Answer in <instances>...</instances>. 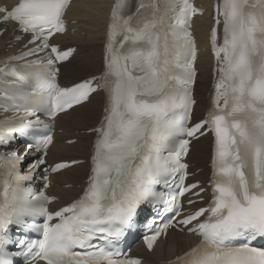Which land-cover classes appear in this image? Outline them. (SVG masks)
<instances>
[{"label": "snow or ice", "instance_id": "obj_1", "mask_svg": "<svg viewBox=\"0 0 264 264\" xmlns=\"http://www.w3.org/2000/svg\"><path fill=\"white\" fill-rule=\"evenodd\" d=\"M66 4L67 0H21L11 11L0 8V18L17 21L23 31H32L34 40H38L46 25L63 30L61 16ZM145 6L141 2L137 11ZM121 7V0H117L109 32L107 71L101 77L114 79L104 120L95 129L99 135L84 194L69 206L49 213L44 207L50 202L49 197L43 192L27 201L33 207L18 208L17 196L14 192L9 195L6 181L0 191V246L8 242L3 235L7 225L21 223L23 216L41 214L47 221L57 220L55 224L45 222L43 239L29 244L28 251L38 249L32 264L37 259L45 264H138L93 241L104 240L112 246L123 235V227L130 224L137 206L156 195L147 185L157 183L156 178L161 175L187 167L175 159L187 153V141L180 144V151H169L168 157H162L161 150L168 147L171 135L181 130L169 113L187 96V91L180 89L191 84L194 72L189 71L187 79L171 73L168 34L163 33L162 42L163 18L156 15L159 9L155 3L151 4L153 18L138 29L129 26L131 16L123 18L119 14ZM184 11L197 12L190 5ZM218 14L223 16V45L216 46L213 28V49L221 64L213 110L207 120L187 130L188 136H194L207 123L215 133L213 200L207 208L180 221L188 225L208 214L192 229L201 237L200 244L186 253L180 264H264V249L252 246V241L264 239V0H223ZM216 22L219 24L220 20ZM184 23L177 17L172 35L176 39L187 38L191 44V34L184 30ZM116 35L121 39L114 48ZM126 42L141 47L125 49ZM43 46L47 47V43ZM66 56L58 55L57 59ZM48 63L51 65L52 60ZM175 66L184 67L179 63ZM187 68L190 70L191 65ZM11 75L21 78L15 71ZM38 87L41 96L47 92L53 99V115L82 102L95 90L91 81L60 89L54 72L40 79ZM50 143L48 137L44 147ZM37 163L43 164V158ZM8 164L15 167L12 160ZM60 167L64 165L54 171ZM183 179L181 175V182ZM195 187L182 188L178 195ZM172 207H179L176 196L172 197ZM159 234L158 230L145 237L149 249ZM237 240L244 243L235 245ZM77 248L82 251H75ZM0 264H10L2 252Z\"/></svg>", "mask_w": 264, "mask_h": 264}, {"label": "bare ground", "instance_id": "obj_2", "mask_svg": "<svg viewBox=\"0 0 264 264\" xmlns=\"http://www.w3.org/2000/svg\"><path fill=\"white\" fill-rule=\"evenodd\" d=\"M19 0H0V8H10L17 5ZM127 2L126 7H121L119 14L123 18H127L128 10L133 11L135 2L140 4L155 3L159 12L157 16L164 18L165 8L171 10L174 6V0H121ZM129 1L132 7L129 9ZM223 0H195V5L200 7L203 11L201 16L194 18L192 23L193 35L198 49V58L196 60L195 68L198 71L195 81L194 97L197 101L193 112V123L201 121L205 117V112L209 107V96L211 94L212 85L215 84L217 73L213 71V67H217L216 55L212 43L211 28L215 25L216 37H218V45H223V16L218 14V8ZM117 4V0H72L66 12L65 19L67 21L68 31L62 36H56L52 41L55 45H60L62 50L69 48H76L75 53L66 63L60 66L59 83L64 87L72 86L85 79L99 75L103 69V58L106 41L109 42V32L113 23V11ZM153 8L143 9L135 21V28H141L153 18ZM3 13H0V17ZM221 17V24H217L216 20ZM168 18V17H167ZM214 23V25H213ZM213 25V26H212ZM0 71L6 69L14 62L23 57V52L26 48L33 47L38 43H30V36L21 34L16 24L4 21L0 18ZM162 42L163 33H167V40L173 42L175 38L172 35V30L160 29ZM220 36L222 37L220 42ZM117 35L115 40L119 39ZM93 45L97 49L92 51L90 58H84L81 65L73 67L71 72L78 78L67 79L64 69L73 62L74 59L88 53V46ZM131 47H141V45H132L127 42L125 49ZM218 47V46H217ZM48 54V52H45ZM221 54V58H222ZM72 66V65H71ZM67 69V68H66ZM114 78L108 79L106 92L107 100L109 102V88L112 86ZM219 82V79L217 83ZM207 84L205 89L203 86ZM203 91V95L199 93ZM98 107L96 120L94 109ZM103 95L98 92L90 96L89 100L81 106L71 109L68 113L59 115L54 122V143L49 148L45 161L51 167L58 163H74L70 169L62 170L51 177V187L49 193L53 195L56 201L53 204L54 209L66 207L73 200L80 197L88 185V178L90 172V157L92 154L93 140L96 136L97 125L103 115ZM92 116V117H91ZM40 121H45L43 116L38 117ZM94 118V119H93ZM93 119V120H92ZM46 123H41L39 128L45 127ZM70 142V143H69ZM207 142L210 145L208 149L205 147ZM25 145L22 139L16 142H11L8 147H3L1 152L5 155L13 151L20 150ZM88 145V146H87ZM212 140L209 135L203 136L194 141L188 153L187 162L189 164V172L191 177L189 183H200V187L196 191L207 188L210 173V159H211ZM7 149V150H6ZM194 150V152H193ZM33 152L31 151V154ZM191 156V158H190ZM28 157H26L27 159ZM192 161H199V163H192ZM31 163V162H30ZM209 164V165H208ZM86 167V175L82 170ZM34 184V183H32ZM30 185V184H29ZM199 198H208L207 191L200 197L188 199L187 202L197 200ZM205 202L195 203L188 207L190 211L205 207ZM147 217L146 214L139 215V221ZM197 239L193 235L181 234L171 231L162 241L158 242L151 253H147L143 248L137 245L132 249L130 257H137L142 260L141 264H161L167 261H172L177 256L182 255L192 245L196 243ZM16 264H20L19 262Z\"/></svg>", "mask_w": 264, "mask_h": 264}, {"label": "rangeland", "instance_id": "obj_3", "mask_svg": "<svg viewBox=\"0 0 264 264\" xmlns=\"http://www.w3.org/2000/svg\"><path fill=\"white\" fill-rule=\"evenodd\" d=\"M88 53L84 56V55H82V56H80L79 58H76V59H74L73 60V62L72 63H70L68 66L69 67H66L65 69H64V71L66 72V78L67 79H77V81L79 80V79H81V78H84V77H81V78H78V77H76L75 75H74V73L73 72H71V69L73 68V67H77V66H79V65H81L82 63H83V61H84V58H86V57H88V58H90L91 57V55H92V51H94V50H96L97 48L95 47V46H93V45H89L88 47ZM72 65V66H71ZM207 86V84H205L204 86H203V88L205 89V87ZM199 95L200 96H202L203 95V91L201 92V93H199ZM94 117H95V119L94 120H96V117H97V112H98V107H96L95 109H94ZM92 117V116H91ZM92 119V120H93ZM70 143V142H69ZM205 143V147H206V149H208V146L210 145L209 143H207V142H204ZM88 146V145H87ZM193 152H194V150H193ZM190 158H191V156H190ZM191 160V159H190ZM203 160V159H202ZM202 160H199V161H192L191 160V162L192 163H199V162H202ZM82 172L86 175V167L82 170Z\"/></svg>", "mask_w": 264, "mask_h": 264}]
</instances>
